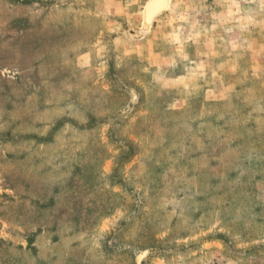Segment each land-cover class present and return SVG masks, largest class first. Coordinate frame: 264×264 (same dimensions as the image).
<instances>
[{"label": "rangeland", "instance_id": "rangeland-1", "mask_svg": "<svg viewBox=\"0 0 264 264\" xmlns=\"http://www.w3.org/2000/svg\"><path fill=\"white\" fill-rule=\"evenodd\" d=\"M0 0V264H264V0Z\"/></svg>", "mask_w": 264, "mask_h": 264}, {"label": "bare ground", "instance_id": "bare-ground-1", "mask_svg": "<svg viewBox=\"0 0 264 264\" xmlns=\"http://www.w3.org/2000/svg\"><path fill=\"white\" fill-rule=\"evenodd\" d=\"M165 6H167V0H153L147 7L146 11L148 12L149 16L153 17V15H155V12H158Z\"/></svg>", "mask_w": 264, "mask_h": 264}]
</instances>
